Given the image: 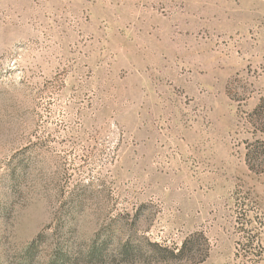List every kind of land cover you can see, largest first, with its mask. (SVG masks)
<instances>
[{
	"label": "rangeland",
	"instance_id": "1",
	"mask_svg": "<svg viewBox=\"0 0 264 264\" xmlns=\"http://www.w3.org/2000/svg\"><path fill=\"white\" fill-rule=\"evenodd\" d=\"M0 264H264V0H0Z\"/></svg>",
	"mask_w": 264,
	"mask_h": 264
}]
</instances>
